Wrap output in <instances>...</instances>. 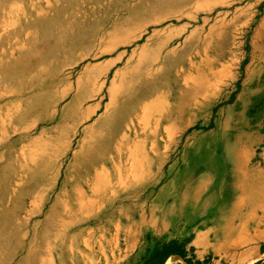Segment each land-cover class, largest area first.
I'll return each instance as SVG.
<instances>
[{"label":"bare ground","instance_id":"1","mask_svg":"<svg viewBox=\"0 0 264 264\" xmlns=\"http://www.w3.org/2000/svg\"><path fill=\"white\" fill-rule=\"evenodd\" d=\"M175 2L194 3L195 9H212L208 4H195L197 0H0V134L7 129L8 121L35 116L30 124L22 127L19 140L24 142V137L30 135L26 143L16 148L17 142H12L0 148V241L8 240L1 236L3 233L19 232L13 244L9 240L4 243L6 249L0 256L6 254L10 258L0 259V264L40 262L41 254L50 249L37 243L39 230L42 229L44 235L56 234L66 210L60 212L53 204L43 221L31 223L25 217L43 214L34 191L59 157L71 153L72 181L85 182L90 188L94 182L101 185L102 189H90L96 201L118 198L127 184L161 183L162 166L154 165L155 158L141 150L123 153L120 144L136 141L144 146L145 132L144 129L139 131V126L146 119L147 111L158 102L172 98L177 102L176 114L183 117L188 103L200 89L184 87L190 80L193 83L196 80L189 76L193 63L189 62L186 76L182 66L198 40L195 33L185 39L187 44L179 50L169 48L172 40L171 36L164 35L165 31H150L153 24H165V15L179 18L169 10ZM93 39L103 44L100 51L66 58L73 47ZM139 42L142 44L138 45ZM117 51L119 53L105 63V68L93 64ZM121 65L122 69L114 73L115 77L120 73L121 80L112 79L108 87L110 71ZM172 85H176V92L170 89ZM162 89L167 90L162 92ZM145 98L149 99L143 103ZM93 100L95 103L88 105ZM16 107L19 109L12 113ZM200 107L197 105L196 109ZM169 120V116L162 114L155 132ZM68 125L72 126L71 134L62 138ZM39 126H42L41 131L33 134ZM78 136L74 147L73 141ZM157 148L154 142L153 150L158 152ZM98 157L103 162L101 168L93 165ZM201 169L195 164L189 175L182 176L186 188L176 195L178 202L169 206L164 200L155 201L154 214L149 220L146 213H141V205L134 202L140 198L135 192L128 194L131 203L123 205L120 211H134L138 217H129L131 225L148 223L157 232L160 226L178 232L181 227L187 229L198 224L201 214L197 203L204 187L194 176L217 168L209 165ZM58 177L54 175L50 187L57 188ZM180 177L177 181H181ZM75 188L82 197V207H92L82 186ZM174 191L164 188L162 197L167 198ZM28 202L35 206L28 208ZM70 212L73 213L71 219L63 220L66 229L84 225L86 220L74 213L76 209L70 207ZM84 213L89 217L93 210H84ZM57 254L59 263L64 264L62 255Z\"/></svg>","mask_w":264,"mask_h":264},{"label":"rangeland","instance_id":"2","mask_svg":"<svg viewBox=\"0 0 264 264\" xmlns=\"http://www.w3.org/2000/svg\"><path fill=\"white\" fill-rule=\"evenodd\" d=\"M197 1L198 2L195 4L198 5L199 2L201 6L202 4H208L212 9H210V11H206V9L203 10L202 7L195 9V7H193L194 3L182 4L181 2H175V4L169 6V10L170 12L176 13L175 15H178L179 18L177 19L174 16L165 15L167 18L163 26L153 24L150 29V31L152 29H160L162 32L165 31L164 35L171 36L172 40L169 43V48L172 46L177 47L179 50L187 44H185V39L195 33L198 40L190 48L182 66L185 67L183 75L186 76V74H189L187 68L191 65L189 62L193 63V68H191L192 71L189 76L196 81L193 83V80H190L189 84L184 85V87H187V90L200 88L197 95L195 94V97L188 103L183 117L176 114L177 102L172 98L168 101L162 100L163 102H158L147 111L146 119H143L141 121V126H139V131L144 129L145 132L144 140L146 142H144V146H140L136 141L133 143L124 142L120 144V149L123 153L130 152L131 150H141V152L145 151L148 153V156L155 158L154 165L162 166L159 172L162 176L161 183L159 182L153 185H143L141 183L138 186L127 184L125 187L123 186L124 189L120 190V196L118 198L112 200L106 198L102 201H96L90 189L92 187L102 189L101 185L94 182L91 184L92 187L90 188L85 182L79 183L77 181H72L74 167L71 153L59 157L56 160V164L47 171L45 179L40 183L41 185L34 191L37 196V205L42 206L41 210H43V214H41V217L40 215H33L25 218L31 223L36 220L43 221L50 206L55 204L58 211L63 212V210H66L64 215L65 219L63 220L69 221L71 219L73 213L70 212V207H72L76 209L74 213L86 221L81 227L73 226L69 230L65 228L66 222L61 219L60 223L62 222V224L59 225L60 228L56 234L50 233L44 235L42 229H40L37 243L42 246H47L50 249L41 254L40 262L36 261L33 263V261L28 260V264L59 263L58 252L65 258L64 264H159L158 253L165 245L177 244L185 249L191 241L186 239L182 240L181 237H173L171 234L173 233L179 236L181 230L173 232L170 229L167 232H171V235H166L164 234L165 229L163 226H160V231L157 232L155 229L150 228L148 223H140L138 226L133 225L130 229L127 227L131 225L129 217L135 218L138 217V214L134 213V211L128 212L120 210L123 205L131 203L127 199L128 194L135 192L136 197L138 198L139 196L140 198L136 199L134 202L137 205H141V213H146L147 219L149 220L154 214L152 206L155 201L157 202L160 199L164 200L169 206L179 201L176 195L186 188L185 183L182 182V176L189 175L195 164H198L202 169L204 167L207 168L209 165H213L217 168L216 171H205V174L199 172L194 176V179L200 182L204 187L200 195V204L207 209L205 216L202 217V219L200 218L199 225H211L214 223L213 217L211 216L214 208L217 210L220 208L222 210H228L230 197L222 201V194L224 187L226 188L228 186L229 180L233 176V171L231 170L233 165L227 160V148L234 140L237 126H230L222 120H215V118H218V108L222 104L220 102L228 103L231 99V97H229V90L230 87H233L235 81L231 79L229 83L227 79H229L232 72H236L237 74L240 71L242 56L245 52H248V55L252 53L253 43L257 33L264 30V0ZM185 25L187 27L186 30L183 28ZM82 43L77 47L75 46V48L73 47L71 49L72 52L68 53L66 58L73 59L85 53L93 54L103 48V44H101L99 40H87ZM139 44H142V42H139L138 45ZM91 45L94 47H91ZM117 53H119V51L109 56L106 55L94 61L93 64L105 68L107 65L105 63L112 60ZM122 67L121 65L110 71L107 82L108 87L112 79L116 78L117 82L121 80V74H117L116 77L115 74L119 69H122ZM69 69L70 68H68V70ZM35 72L36 71H34V73ZM222 79L224 80L223 82ZM108 87H106V90ZM171 87L170 89L176 92V85H172ZM166 90L167 89H162V92H166ZM104 94H106V91ZM146 99L149 98H145L142 102ZM107 101L106 97L105 103H107ZM94 103L95 100L90 101L88 105H93ZM197 105H201L199 110L196 109ZM21 106L22 105L19 107ZM19 107H16L12 113H16ZM162 114L169 116L170 120L164 121L161 124V128L155 132V129L159 128L158 123L162 118ZM99 115H101V113H99ZM34 117L35 116H32L22 121H8L6 124L8 130L6 129L0 134V148H5L7 143L12 144V142H17L15 143L16 148L26 143L30 135L27 138L24 137V142L19 140L20 136L23 134L22 127H24L25 124H30L33 119H35ZM41 127L42 126H39L33 134L36 135V133L40 132ZM71 127V125L67 126L62 138H67L71 134ZM164 127H167V132L163 130ZM157 134L158 136L155 137ZM79 137L80 136L74 139V147ZM154 142H157L158 152L153 150ZM154 151L156 153H154ZM102 163V159L98 157L93 165L101 168ZM156 169L154 172L157 171ZM76 172L80 174L82 171ZM76 172H74L75 175L78 174ZM55 174H58L59 177L55 181H58V184H56L57 188L54 189L50 186L52 185V178ZM179 177L181 181H177L176 178ZM78 185L82 186L83 191L89 195V199L87 200L92 207L87 206L86 209L84 206L82 207V197L75 188V186ZM164 188H173L175 191L170 192L167 198H163L161 191ZM227 191L228 189H226V192ZM26 206L28 208H33L35 205L33 206L31 202H28ZM67 209H69V211ZM90 209L93 210V213L91 216L87 217L84 210L88 212ZM21 214L23 215V213ZM223 216L222 218L217 217V224L218 221H223V219H225L224 217L226 216ZM196 225L192 227H196ZM139 228L143 229L142 243L134 254L126 257L127 253L123 250L124 245H122L123 239L119 241L117 235L124 233V235L130 239V235L132 234V236L136 238L137 229ZM181 229L183 228L181 227ZM131 230L132 232L128 233ZM196 231H194V233H196ZM8 234H1V236L9 240L0 241L1 253L5 252V245H7H4L5 242H12L11 244H13L15 241L14 238H18L19 236V232ZM108 238L110 239L107 241ZM114 238L115 241H119V246H121L119 251H117V247L119 246L112 242ZM110 242L112 243L108 245ZM105 243L108 245V252H105L103 249ZM54 248H57L56 251L52 250ZM5 255L6 254L0 256V259L8 260V258H10V256L7 257ZM205 264H207V262H205Z\"/></svg>","mask_w":264,"mask_h":264},{"label":"crops","instance_id":"3","mask_svg":"<svg viewBox=\"0 0 264 264\" xmlns=\"http://www.w3.org/2000/svg\"><path fill=\"white\" fill-rule=\"evenodd\" d=\"M253 45L252 53L245 52L242 56L240 71L230 72L228 82L235 81L229 90L231 99L228 103L220 102L218 118H215L237 126L234 140L227 148L233 176L222 194V201L230 197L229 208L227 211L214 208L213 224L199 225L198 222L196 227L182 229L179 236L164 230L166 235L191 241L184 249L191 264H264V30L257 33ZM200 200L201 196L197 210L202 219L207 209L201 206ZM222 216L225 219L217 224V217ZM127 227L131 229L133 225ZM142 231L137 229L136 238L131 234L130 239L124 233L117 235L119 241L123 239L126 257L140 247ZM119 241L114 238L112 242L119 246ZM165 264L187 263L180 256L172 255Z\"/></svg>","mask_w":264,"mask_h":264},{"label":"trees","instance_id":"4","mask_svg":"<svg viewBox=\"0 0 264 264\" xmlns=\"http://www.w3.org/2000/svg\"><path fill=\"white\" fill-rule=\"evenodd\" d=\"M172 255H178L181 258H183L187 264H191L190 261L186 259V253L184 248L181 245H177V244L165 245L164 248L159 251L158 253L159 264H165L167 259Z\"/></svg>","mask_w":264,"mask_h":264}]
</instances>
